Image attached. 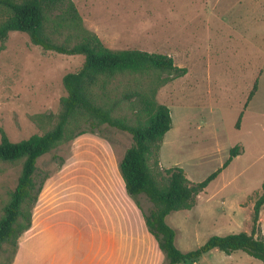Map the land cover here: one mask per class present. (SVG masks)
Segmentation results:
<instances>
[{
    "label": "rangeland",
    "instance_id": "1",
    "mask_svg": "<svg viewBox=\"0 0 264 264\" xmlns=\"http://www.w3.org/2000/svg\"><path fill=\"white\" fill-rule=\"evenodd\" d=\"M73 1L84 27L107 47L169 55L188 71L179 78L121 79L114 89L118 98L134 88L155 91L157 103L170 108L173 125L156 170L178 166L189 180L202 182L223 167L234 147L243 151L199 194L193 209L167 217L176 246L190 252L212 236L251 234L264 181V0ZM84 62L83 55L43 50L26 33L9 34L0 44V129L11 141L56 125L68 95L63 79ZM133 142L132 135L104 125L41 157L42 190L32 226L15 244L0 248V264H168L144 218L152 203L125 186L121 161ZM22 164L0 163V217ZM258 235L264 237V207ZM180 264L264 262L241 250L214 249L197 262Z\"/></svg>",
    "mask_w": 264,
    "mask_h": 264
},
{
    "label": "trees",
    "instance_id": "2",
    "mask_svg": "<svg viewBox=\"0 0 264 264\" xmlns=\"http://www.w3.org/2000/svg\"><path fill=\"white\" fill-rule=\"evenodd\" d=\"M12 32L28 34L32 43L45 51L83 55L85 62L78 72L65 75L63 85L68 95L51 130L13 142L0 129V163L23 162L17 187L0 217V248L15 244L32 226V208L42 190L37 181L38 160L65 140L107 125L133 137V145L121 161L125 186L130 195L137 199L145 196L152 203L149 213L143 211L144 218L168 264L197 262L214 249L227 254L241 250L264 262V237L256 236L264 207V181L254 206L251 234L212 236L199 249L184 252L175 244L176 230L166 222L173 212L193 209L199 194L242 155L241 147H234L223 167L202 182L189 180L178 166L156 170L164 137L173 125L170 108L157 103L155 91L150 95L134 88L124 91L121 98L113 96L121 79L130 81L148 74L179 78L187 74L186 68L177 67L169 55L107 47L97 34L84 27L73 0H0V44ZM257 90L258 83L246 107ZM123 104L127 105L125 112L121 110Z\"/></svg>",
    "mask_w": 264,
    "mask_h": 264
},
{
    "label": "crops",
    "instance_id": "3",
    "mask_svg": "<svg viewBox=\"0 0 264 264\" xmlns=\"http://www.w3.org/2000/svg\"><path fill=\"white\" fill-rule=\"evenodd\" d=\"M169 133V132H168Z\"/></svg>",
    "mask_w": 264,
    "mask_h": 264
}]
</instances>
